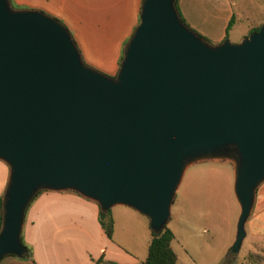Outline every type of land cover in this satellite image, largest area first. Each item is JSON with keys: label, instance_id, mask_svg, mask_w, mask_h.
<instances>
[{"label": "water", "instance_id": "water-1", "mask_svg": "<svg viewBox=\"0 0 264 264\" xmlns=\"http://www.w3.org/2000/svg\"><path fill=\"white\" fill-rule=\"evenodd\" d=\"M203 159L231 164L234 253L264 179V21L209 42L174 0H141L110 75L54 16L0 0V257L25 251L24 211L43 189L129 206L157 232L184 168Z\"/></svg>", "mask_w": 264, "mask_h": 264}, {"label": "crops", "instance_id": "crops-1", "mask_svg": "<svg viewBox=\"0 0 264 264\" xmlns=\"http://www.w3.org/2000/svg\"><path fill=\"white\" fill-rule=\"evenodd\" d=\"M10 1L16 7L37 8L59 18L83 61L112 75L117 69L123 42L137 22L141 0ZM177 6L186 22L212 42L222 39L224 26L233 15L228 0H177ZM225 162L231 167L230 162ZM6 176L7 165L0 160V195ZM115 207H118L116 214L137 217L133 226L141 227V236L142 233L149 236V227L144 228V222L134 214L138 211L122 204ZM97 209L94 200L74 190H41L28 203L20 229L23 241L31 249V258L5 254L0 257V264H92L100 254L119 264L136 262L134 251L105 235L97 221ZM110 209L113 218L115 212ZM244 230V235L250 238H264V179L255 188ZM260 247L262 251L264 243Z\"/></svg>", "mask_w": 264, "mask_h": 264}, {"label": "rangeland", "instance_id": "rangeland-1", "mask_svg": "<svg viewBox=\"0 0 264 264\" xmlns=\"http://www.w3.org/2000/svg\"><path fill=\"white\" fill-rule=\"evenodd\" d=\"M228 1L233 19L225 38L230 41H237L248 33L250 27L264 21V0ZM116 205L119 206L113 204V207H109L115 212L112 239L125 249L134 251L137 260L132 264H143L146 252L144 243L148 240V234L142 233L141 236V227L133 226L137 217L133 219L116 214ZM237 213L230 165L223 159H203L189 163L176 186L169 218L165 223L173 233L170 245L175 254L174 264H264V250L259 248L264 238L254 239L246 234L238 250L234 253L229 251ZM134 214L144 222V228H148L147 217ZM248 251L257 255H248Z\"/></svg>", "mask_w": 264, "mask_h": 264}, {"label": "trees", "instance_id": "trees-1", "mask_svg": "<svg viewBox=\"0 0 264 264\" xmlns=\"http://www.w3.org/2000/svg\"><path fill=\"white\" fill-rule=\"evenodd\" d=\"M11 2V1H10ZM11 4L13 6H15L12 2ZM174 7L176 9V12L179 16V18L187 25V22L185 21V19L183 18L181 12L179 11V8L177 6V0H174ZM59 22L62 23V21L55 17ZM232 15L229 16L225 27H224V35L222 37L225 38L226 35V31L227 28L229 26V24L232 21ZM63 24V23H62ZM64 25V24H63ZM190 27V26H189ZM191 29H193L192 27H190ZM258 28V25L252 26L249 28L248 32L256 30ZM195 32H197L195 29H193ZM202 38H204L205 40L210 41L208 38H206L204 35H202L201 33L197 32ZM221 39V40H222ZM126 40V39H125ZM125 41L123 42L124 45ZM123 45L121 47L120 53H119V58H118V62L121 58V53H122V49H123ZM41 190H38L32 197V199L35 197V195L37 193H39ZM26 209V208H25ZM97 221L99 223V225L101 226L103 232L105 233V235L110 238L111 236V232H112V228H113V218L110 212V209L107 208L105 210H101L99 207L97 209ZM173 236V233L171 231V229L166 226V224H164L161 229L157 232H154L152 230L149 229V236H148V240L146 243V252L145 255L142 259V263L143 264H174L175 261V254L171 248L170 245V240ZM19 240L21 242V244H23L25 246V251L22 253L21 257H28L31 258V249L30 247L23 241L21 233L19 232ZM264 250V249H263ZM262 250V251H263ZM248 255L252 254L253 255H257L254 254L252 252H248ZM251 256V257H252ZM92 264H119L116 261L110 260V259H105L103 258V255L100 254L98 255L92 262ZM238 264H250V263H238Z\"/></svg>", "mask_w": 264, "mask_h": 264}]
</instances>
